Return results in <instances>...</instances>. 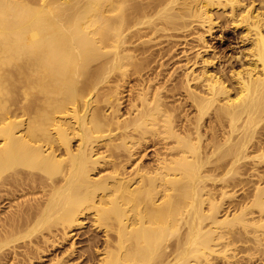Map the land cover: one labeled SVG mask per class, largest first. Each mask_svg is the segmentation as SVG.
Instances as JSON below:
<instances>
[{"label":"bare ground","instance_id":"1","mask_svg":"<svg viewBox=\"0 0 264 264\" xmlns=\"http://www.w3.org/2000/svg\"><path fill=\"white\" fill-rule=\"evenodd\" d=\"M218 18L242 28L236 66L203 35ZM184 26L203 53L167 72L174 43L149 42ZM53 247L59 264H264V0H0V264Z\"/></svg>","mask_w":264,"mask_h":264},{"label":"rangeland","instance_id":"2","mask_svg":"<svg viewBox=\"0 0 264 264\" xmlns=\"http://www.w3.org/2000/svg\"><path fill=\"white\" fill-rule=\"evenodd\" d=\"M223 19V18H222ZM220 20V21H219ZM216 21V23L217 24H215V22H214V24H213V26L214 27H212V29L210 30V31H206L205 33L200 29V27H196V28H194V26H193V29H192V26L190 27H183V29H181L182 27H180V28H177L176 30L175 29H170L168 32H167V30H166V32L168 33H165V34H163L164 33V31H159L160 33H156V35L155 34H151V35H155V38L153 37L152 39H151V42H149V45L151 44L152 46H150V48H152V50H156V49H159L158 48V46L159 47H161V48H164V51L166 50V48H167V46L169 45L170 46V44L169 43H174L173 45H174V47L172 46L171 47V50L170 51H168L167 52V56L166 55H164L163 56V58H161L160 59V61H165V62H167V65H169V67L167 66V65H164V68H166V69H168L169 71H167V72H171V70L172 69H174L175 67H177L178 65H181V64H183L184 62L181 60V59H183L182 57H184V54L183 53H181V50L182 49H185V48H188V50L186 49V51H188V52H186V53H188V55L189 56H192V55H195L194 53H196L197 51H201V53H203L202 51L204 50V47H202V46H200L201 44L203 45L204 43L202 42V41H200L199 40V42H198V38H197V33H199V32H203L204 34L203 35H205V40H206V42H207V44L208 45H212V48L214 49V51L216 52V54L220 57L221 56V58H219V59H221V61H222V63L224 62L226 65H228V61H226V60H230V61H233L234 60V65L236 66V65H238V63L239 62H237V60L235 59V58H233L234 57V55H236V53H238V50L240 49V45H242V41L240 42V35H241V33H240V30H242V28H241V26L240 25H236V23H234V22H230V20L228 21V23L226 22V24H224V22H222L223 20H221V19H216L215 20ZM221 23V25H220V23ZM219 25V26H218ZM220 27V28H219ZM240 27V28H239ZM188 29V30H187ZM191 29H192V31H191ZM198 30V31H197ZM186 31V32H185ZM194 31V32H193ZM169 32L170 33H173V34H169ZM190 32V33H189ZM201 32V33H202ZM210 32V33H209ZM175 33V34H174ZM158 34H160V35H158ZM187 34V35H186ZM164 35V36H163ZM150 35L148 34V36H146V38H148ZM157 36V37H156ZM180 36H182V37H180ZM169 37V38H168ZM185 37V38H184ZM196 37V38H195ZM145 37L144 38H142V39H146ZM155 39V40H154ZM160 39V40H159ZM154 40V41H153ZM167 40H169L168 42H167ZM186 40V41H185ZM163 43H162V42ZM177 41V42H176ZM187 42V43H186ZM195 42V43H194ZM162 44V45H161ZM175 44H176V46H175ZM164 45V46H163ZM185 46V47H184ZM186 46H188V47H186ZM196 46V47H195ZM166 47V48H165ZM215 47V48H214ZM178 48V49H177ZM192 48V49H191ZM170 49V48H169ZM160 50H162L163 51V49H160ZM191 50V51H190ZM176 51V52H175ZM196 51V52H195ZM184 52V53H185ZM192 52V53H191ZM220 52V53H219ZM169 53V54H168ZM178 53V54H177ZM172 54V55H171ZM177 54V55H176ZM181 54H183L182 55V57H181ZM192 54V55H191ZM171 55V56H170ZM167 58H166V57ZM233 56V57H232ZM172 57V59H170ZM173 57H175L174 59H173ZM179 57V58H178ZM231 57L233 58V59H231ZM167 59V61H166V59ZM169 59V60H168ZM177 59V60H176ZM174 60H176V61H174ZM179 60V61H178ZM169 61V62H168ZM155 61H153V62H151L152 63V66H155L156 68H157V70H160L163 66H160V68H159V66H158V64H159V61H156L155 63H154ZM180 62V63H179ZM227 62V63H226ZM151 63H150V65H151ZM177 63V64H176ZM166 64V63H165ZM149 66V65H148ZM171 67V68H170ZM147 68H149V67H147ZM147 68H145L144 70H146ZM159 68V69H158ZM134 78H136L135 76L131 79V78H126L127 79V81L129 80L130 81V83L128 82L126 85L128 86V85H131V82H136L135 80H133ZM131 80H133V81H131ZM124 83V82H123ZM126 83V82H125ZM124 83V84H125ZM121 89H124V91H123V93L121 94L123 97H122V99L124 100L125 99V101H124V103H123V108L122 109H125V108H127L128 106H127V103L129 102V101H127V98L129 99V94H130V92L128 91V90H126V88H123V87H121ZM128 89V88H127ZM126 90V91H125ZM128 91V92H127ZM126 95V96H125ZM212 110V109H211ZM211 110H207L206 112H207V114H206V112L202 115V120H204V121H202V122H204L203 123V125H202V128H204V126L206 125V121H208V125H211V123H210V121L209 120H211V117H210V113L209 112H211ZM209 114V115H208ZM182 117V116H181ZM180 117V118H181ZM210 117V118H209ZM207 119H209V120H207ZM213 124V123H212ZM205 127H207L208 128V126H205ZM207 128H204V130H206ZM203 130V131H204ZM208 130V129H207ZM206 130V131H207ZM205 131V132H206ZM208 133H210V132H208ZM207 133V134H208ZM206 134V135H207ZM206 135H205V137H206ZM209 135V134H208ZM151 142H147L146 141V143H145V145H144V149L142 150V152H141V155L140 156H142V158L141 159H146V158H149L151 155H153V151L156 149V144L154 143V145H153V142L150 144ZM143 148V147H142ZM154 148V149H153ZM205 149H207V148H205ZM203 151H204V149H203ZM144 153V154H143ZM205 169V168H204ZM221 174V173H220ZM220 174H219V177H220ZM222 175V174H221ZM208 181V180H207ZM210 181V180H209ZM208 181V182H209ZM208 182H206V184L208 183ZM217 183L216 184H218V187H220V184L221 183H224V181H216ZM204 184V183H203ZM210 185V182H209V184H208V186ZM238 192V191H237ZM219 194V190H217L216 191V197H222V196H220V194ZM205 196V195H204ZM230 196V195H229ZM179 197V196H178ZM184 199H188V198H182V197H180L179 198V200H177V202L178 201H181V202H179V204H180V206L181 205H183V203H185V200L183 201ZM219 200V199H218ZM228 200H232V198H230L229 197V199H228V196L226 195V197H223L222 198V203H223V205H222V207H225V206H228L229 205V201ZM176 202V203H177ZM225 202V203H224ZM1 204H3L4 205V202H2ZM184 206V205H183ZM183 206H181V207H183ZM179 210V209H178ZM86 215H87V217H88V219L87 218H85L84 220H83V223L84 224H82V225H80L78 228H75V230L73 231V232H75V235L73 236V239H71V240H73V242H74V246L75 247H77L76 248V250H80V249H85L86 247H85V245L87 244V241H85L83 238H85V234H82L81 232H83V231H86L85 229H87L88 230V228H93V226H92V224H91V221H89L92 217H94V216H92V214H91V212L90 211H88V212H86L85 213ZM84 213H83V215H81V216H84L85 215ZM89 214H91L90 216H89ZM179 216H181L180 214H178V217ZM98 231H100L99 229H98ZM77 232H79V233H77ZM81 234V235H80ZM83 235V236H82ZM176 235V234H175ZM175 235H173V237H175ZM177 236H179V234H177L176 235V237ZM170 237V239H171V236H169ZM168 237V238H169ZM175 237V238H176ZM179 237H182V235H180ZM175 238H172V239H175ZM171 239V240H172ZM70 240V241H71ZM83 240V241H82ZM78 241V242H77ZM70 242L68 241L67 243L65 242V245H66V247L68 246V244H69ZM79 246H80V248H79ZM82 246V247H81ZM87 246V245H86ZM66 247H64L63 246V248H66ZM85 247V248H84ZM53 248H55L54 249V252H52L53 250H51V252H49L51 255H49V256H44L43 258H41V259H36L35 261H34V264H59V261L58 262H56V261H54V258H58V257H60V255L61 254H63V253H60V252H64V251H62V250H65V249H63L62 247H59L58 249L56 248V247H53ZM52 248V249H53ZM62 248V249H61ZM60 250V251H59ZM56 251V252H55ZM56 253V254H55ZM53 254H54V256H53ZM58 254H59V256H58ZM96 256V257H95ZM94 256V258H95V264H96V258H98L99 256L101 257V255H99L98 256V254H96ZM98 256V257H97ZM51 259V260H50ZM80 258H74V259H69V263L71 262V263H79V260ZM65 260H67V259H65ZM98 260V259H97ZM48 261H49V263H48ZM51 261H52V263H51ZM54 261V262H53ZM73 261V262H72ZM8 262H10V263H8ZM8 262H6L7 264H11L12 262H13V260H9ZM81 262V261H80ZM74 263V264H75ZM90 263H92V262H90ZM80 264V263H79ZM85 264H89V263H85ZM94 264V263H93Z\"/></svg>","mask_w":264,"mask_h":264}]
</instances>
